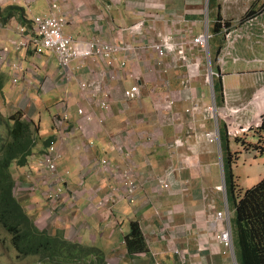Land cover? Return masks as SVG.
Masks as SVG:
<instances>
[{"label": "crops", "instance_id": "0c3cea01", "mask_svg": "<svg viewBox=\"0 0 264 264\" xmlns=\"http://www.w3.org/2000/svg\"><path fill=\"white\" fill-rule=\"evenodd\" d=\"M259 1L219 0L210 23L209 0H0V114H4L1 112L5 107L10 112L0 121L21 111L39 126L35 155L27 167L13 172L14 180L16 174L24 179L19 183V200L29 214L36 216L37 223L56 216L50 227L62 229V235L72 242L102 250L107 264H236L215 240V214L226 211V201L230 216L234 207L228 200L223 175L221 132L225 131L230 141L227 121L221 118L217 124L204 109L211 101V86L205 80L207 52L186 45L188 53L201 60L187 88L182 82L184 63L172 55L159 58L149 49L139 50L137 55L119 54L128 61L124 68L113 66L115 77L108 74L104 59H85L80 69L79 63L73 62L74 75L65 81L55 55L48 51L35 53L32 20L36 15L62 14L67 18L64 32L75 39L101 36L135 47L147 46L153 34L165 33L176 41L187 42L208 28L211 42L215 41L217 47L214 57L210 47V58L214 83H220L218 105L226 98L233 105L245 106L243 118L255 113L264 117V11L259 12L264 2ZM8 7L23 9V22L18 15L6 20ZM249 9L259 17L254 25L243 29ZM218 16L229 25L242 27V37L234 47L240 60L223 68L214 64L221 43L213 31ZM139 20L154 29L147 32L146 27L141 36L131 34L128 27ZM21 28L26 29L23 37L29 40L27 48L18 44ZM13 65L20 66L19 72L13 71ZM15 77L17 83L13 82ZM94 79H103L111 89L110 115L99 107L101 93L83 95L80 90L81 82ZM136 82L141 97L124 101V89ZM6 88L10 92L7 96L3 93ZM195 102L200 108L192 114L189 109ZM80 107L102 117L103 125H83L77 114ZM67 109L73 131L57 159L64 184L61 205L54 215L48 205L28 203L38 191L28 192L25 176L34 175L46 149L42 142L56 137ZM46 111L51 119L43 118ZM215 128L219 142L207 136ZM102 159H107L112 170L123 171L127 166L133 170L141 185L134 203L125 194L118 173L107 168L95 170L94 162ZM168 171L171 188L161 191L157 178L167 176ZM221 186L225 191L219 190ZM44 189L42 185L39 191L43 194ZM114 189L118 191L113 199L110 194ZM131 221L140 223L148 253L127 254L124 238L130 232ZM175 248L179 254L172 251Z\"/></svg>", "mask_w": 264, "mask_h": 264}, {"label": "built area", "instance_id": "2783aa9c", "mask_svg": "<svg viewBox=\"0 0 264 264\" xmlns=\"http://www.w3.org/2000/svg\"><path fill=\"white\" fill-rule=\"evenodd\" d=\"M259 15L250 14L243 18V29L250 28ZM222 23V32L224 36V41L222 46L219 48V52L216 56V62L218 66L223 68L228 63L227 58H231L232 62H238L240 60L239 56L234 53V47L239 38L242 37V27L238 25L225 24V20H220ZM67 23V18L62 14H51V15H36L32 20V30L35 34L34 42L36 44L35 53L41 55L43 52L48 51L55 55L58 66L60 67L65 81H68L74 75L73 68L71 64L73 62H78V68H82L83 61L85 59H91L96 61L99 58L106 61V65L109 66V75L111 77L116 76V72L113 71V66L118 65L120 68H124L127 65L128 58L126 56L121 57L119 54H135L137 55L139 50L145 52L147 49L151 50L159 58L165 57L167 55H172L175 58L181 60L185 65V74L183 77V84L187 88L193 80V77L197 74V69L199 70L201 66V60L188 53L186 45L197 46L207 52V65L206 70H208L205 75L206 83L211 86V101L204 106V109L211 113L215 122L218 124L219 119H224L227 121L229 131H238L242 129L243 131H253V128L262 118L260 113H255L252 117L243 118L242 114L245 110V106L233 105L226 98L222 105H218L215 89H214V71L212 70V58H210V42L212 39V34L205 29L204 33L195 35L187 42L176 41L169 34H153V39L147 46H134L131 44H118L114 41H109L103 39L101 36L92 38L91 40H78L73 38L71 35H67L64 32V26ZM148 27L147 32L153 30L154 28L149 24L146 25L145 20H139L134 22L128 27V30L133 35H143L145 28ZM264 29V26H263ZM22 34V39L18 43L19 46L27 48L29 45V40L23 37L26 33L25 28L20 29ZM194 57V58H192ZM20 66L13 65V71L15 73L19 72ZM14 83H17V77L13 79ZM80 90L83 95L102 94L103 98L99 102V107L104 114L110 115L112 112L110 100L112 98V93L110 87L105 81L94 79L91 82H81ZM124 101L131 102L132 100H138L141 97L140 85L138 82L132 84L129 88L123 91ZM66 107V106H65ZM200 108L199 104L195 102L193 106L189 109L193 112ZM77 114L83 119V125L87 127L92 126L94 123L98 125H103L104 119L95 115L93 111L89 112L86 109L80 107L77 109ZM218 126V125H217ZM73 129L69 124V111L65 110L61 117V125L58 128V134L56 137L50 141L46 147L44 153L40 156V159L36 165L35 172L26 174L25 179L28 182V192L35 193L43 185L45 187L43 192V197L48 201V207L51 208V214L56 215L59 211L64 178L58 172L57 169V159L62 155V149L66 145ZM257 134L255 131H253ZM208 139L210 141H219V132L215 128L207 133ZM92 144V143H90ZM130 157V153L127 155ZM95 170L98 169H109L114 173H118L117 177L119 182L124 183L125 194L128 195V199L131 203L135 202V193L140 188V184L136 179L135 173L128 166L123 171L112 170L110 163L107 159L96 160L94 162ZM36 173V174H35ZM167 176L157 178V182L161 191H168L171 188V181L168 179L171 173L168 171ZM58 188V189H56ZM219 190H224V186L219 187ZM118 189H114L110 194V197L114 199L116 197ZM214 227L217 228L215 234V240L223 245L226 252L230 253L232 259L235 260V249L232 236L230 215L227 208L226 201V211L217 212L215 214ZM174 253L179 254L180 251L175 248L172 250Z\"/></svg>", "mask_w": 264, "mask_h": 264}, {"label": "trees", "instance_id": "16d2710c", "mask_svg": "<svg viewBox=\"0 0 264 264\" xmlns=\"http://www.w3.org/2000/svg\"><path fill=\"white\" fill-rule=\"evenodd\" d=\"M5 11L6 20L18 15L22 16L20 21L23 22V9L8 7ZM250 12L249 9L246 13ZM221 19L218 16L213 25L214 34L220 36L219 48L224 41ZM225 24L229 26L227 20ZM214 89L219 99V82L214 83ZM3 122L11 126L9 138L0 145V228L10 236L12 247L21 257L42 258V264H91L90 259L93 264H107L102 250L72 242L63 235H50L40 229L34 217L26 211L15 193L16 182L12 168L20 169L29 165L40 141L39 126L28 121L21 111L13 113ZM251 129L257 133L258 138L253 150L264 152V119ZM51 140H44L43 147H47ZM228 143L225 131L221 132L222 150L227 155L223 154L227 197L234 207L231 228L237 264H264V176L251 187L240 191L232 172V154ZM124 243L129 256L149 252L138 221L130 222V232L125 236Z\"/></svg>", "mask_w": 264, "mask_h": 264}, {"label": "rangeland", "instance_id": "374dc122", "mask_svg": "<svg viewBox=\"0 0 264 264\" xmlns=\"http://www.w3.org/2000/svg\"><path fill=\"white\" fill-rule=\"evenodd\" d=\"M255 2V1H254ZM264 0H260L259 3H263ZM209 4V3H208ZM219 6V0H211V3L209 4V9L211 10L209 19L210 23L213 22L215 14L217 12V8ZM264 11V6L261 7L260 11ZM258 12V11H257ZM215 41L210 42V47H212V56H215V50L217 49L215 45ZM229 64L233 63L231 58H227ZM216 66V61L214 62ZM218 64V63H217ZM224 66V67H226ZM9 89H4L3 93L7 96L10 94L8 91ZM14 96L17 94H13ZM2 99L4 96L1 97ZM48 100V97L45 99V101ZM51 104H54L55 101H50ZM5 107V106H4ZM9 107L3 108V112L6 115H8L10 112L8 111ZM55 112L54 109L51 110V113L53 114ZM4 114H2L3 117ZM44 119H51V114L46 111L42 114ZM0 114V117H2ZM263 117V116H262ZM51 121V120H49ZM11 126V125H10ZM8 123L0 121V145L2 144L3 140H6L9 138V127ZM46 124H44L45 128ZM230 135V141H229V148L230 152L232 154V163L231 168L232 171L237 176L236 182L238 184V189L240 191H244L247 188L251 187L255 183H257L263 176H264V152H258L256 150H252L254 148V145L258 143V138L256 134L253 131H243L242 129H239L238 131H229ZM225 155V151H222V155ZM222 159V158H221ZM224 159V157H223ZM224 161V160H223ZM13 172H16V168H12ZM20 176L16 174L15 176V182H16V196L17 198H21L18 194L21 190L19 189V183L24 182V179H20ZM58 189V188H56ZM38 191V193H36ZM34 196L32 198L28 199V203H39L41 206H47V201L44 200L42 192L37 190ZM26 209V206H25ZM27 212H30L26 209ZM32 217H35L32 213H30ZM56 219V216H53L51 218L47 217L45 219L39 220L37 223L38 227L42 230H46L50 235H56L59 234L62 236V229L51 226L50 224L52 221ZM38 221V220H37ZM36 221V222H37ZM47 221V223L45 222ZM55 222V221H54ZM43 259L36 256H29V257H21L18 255L16 250L12 247L10 243V236L7 232H5L2 228H0V264H42ZM91 264H93V260L90 259ZM90 264V263H89Z\"/></svg>", "mask_w": 264, "mask_h": 264}, {"label": "clouds", "instance_id": "9594fccd", "mask_svg": "<svg viewBox=\"0 0 264 264\" xmlns=\"http://www.w3.org/2000/svg\"><path fill=\"white\" fill-rule=\"evenodd\" d=\"M251 14V13H250ZM250 14H248V13H246L245 14V17L247 16V15H250ZM261 119H264V117H262ZM257 136V135H256ZM219 142V141H218ZM224 175V177H225V174H223ZM227 208H228V203H227ZM229 212V211H228ZM230 215V214H229ZM231 217L232 216H230V222H231ZM36 221V220H35ZM36 224H37V222H36ZM38 226V225H37ZM232 229V228H231ZM232 236H233V232H232ZM233 242H234V240H233ZM79 243V242H78ZM235 249V248H234ZM235 251V250H234ZM235 260H236V256H235ZM236 264H237V260H236Z\"/></svg>", "mask_w": 264, "mask_h": 264}]
</instances>
